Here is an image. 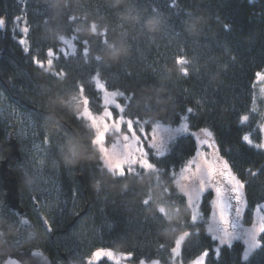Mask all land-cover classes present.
I'll return each mask as SVG.
<instances>
[{
  "label": "trees",
  "instance_id": "1",
  "mask_svg": "<svg viewBox=\"0 0 264 264\" xmlns=\"http://www.w3.org/2000/svg\"><path fill=\"white\" fill-rule=\"evenodd\" d=\"M0 19V91L11 106L33 118L34 138L44 153L42 170L56 190L52 202L35 205L39 196L24 192L13 168L24 210L18 216L4 203L0 183V264L7 259L85 264L96 249L128 254L133 264H188L204 251V264H264V241L245 261L238 240L215 251L205 231L209 193L193 223L175 182L194 155L192 135L175 138L164 156L149 157L158 173L137 169L139 175H113L101 166L93 130L69 101L81 85L85 95L95 94L93 76L99 71L108 90L131 97L124 103L127 118L176 126L185 116L189 132L207 128L219 157L245 185L241 222L248 224L253 209L264 203V149L242 140L247 134L254 144L262 143L264 104L256 97L254 79L264 70V0H0ZM73 35L78 37L75 54L59 55L49 67L48 50H56L60 36ZM112 45L118 54L113 55ZM181 57L188 63L178 64ZM61 70L63 76L53 74ZM99 104L97 99L90 107L100 112ZM244 115L249 120L241 124ZM8 133L0 116V160ZM161 206L170 215L162 214ZM185 232L189 236L174 261L172 246Z\"/></svg>",
  "mask_w": 264,
  "mask_h": 264
},
{
  "label": "snow or ice",
  "instance_id": "2",
  "mask_svg": "<svg viewBox=\"0 0 264 264\" xmlns=\"http://www.w3.org/2000/svg\"><path fill=\"white\" fill-rule=\"evenodd\" d=\"M72 19H75L73 17ZM4 20L0 19V26H3ZM91 30L93 33L97 31V25L92 24ZM25 33L28 32V28L25 27L23 29ZM77 32L80 31L79 28L76 29ZM100 36L105 37L101 42L107 44L106 34L105 32L99 33ZM78 37L73 35L71 39H66L64 36H60L59 40L62 44L67 45L69 48L73 50V54H75L76 45L74 41H76ZM21 44H24L25 41L21 40ZM83 57L87 60L89 55V41L83 40ZM113 55L118 54V49L115 45H112ZM25 51H28L26 48ZM59 53L64 54V48H60ZM49 59L47 60V64L49 67L52 66L54 59H59V56L53 52L50 48L47 53ZM97 61H101L103 58L101 56H96ZM34 63L37 64L38 67L43 68L44 62L41 60H35ZM178 64H187L188 61L184 58L177 59ZM181 71L184 75L188 74L187 68H182ZM54 75L63 76L64 72L61 70L59 73H53ZM258 78L260 74H257ZM93 80L95 81V94H93L92 90H89V93L85 95V88L83 85L79 87V92L81 94V99L77 100L78 107L82 104V112H80L81 118H86L90 121V127L95 130V137L92 140V144L99 148V151L102 154L104 159L105 167H107L108 171L112 172L113 175H119L121 177L126 176V174L131 175H139V171L137 170V165L139 168L151 170L153 172L158 173L159 169L156 167L155 162H150L149 156L151 149L156 148L155 139L156 136L159 135V131L161 129V123L159 121L155 122L154 127L152 129L153 137L151 142L149 141V136L145 131L144 125L148 123V121H139L126 119L124 112L125 107L116 101L117 96L124 97L125 99H131V97H126L123 92L120 91H109L108 87L104 82H102V78L100 72L97 71L95 76H93ZM102 94V95H101ZM74 99H76L74 97ZM97 99H102L103 101V111L102 112H94L91 105H95ZM188 113H193L192 108H188L186 110ZM187 120V117H184ZM249 120L247 115H244L240 118V123L244 124ZM121 125H126V131H121ZM135 125V127H134ZM164 131H172L171 129H164ZM176 132H188L186 127H181L175 130ZM205 136L209 139L212 137V132L207 128H203L200 130ZM262 133H264V127L260 129ZM139 133V135L137 134ZM108 134L120 135L123 140V147L125 151L120 153L110 152L108 148L105 147V140ZM189 135H194L193 133H188ZM197 139H200L197 137ZM243 142L248 144L250 147L264 148V143L254 144L253 140L249 135L245 134L242 137ZM147 142V143H145ZM134 145V147H133ZM211 146V145H209ZM115 148V144L113 145ZM148 149V150H145ZM159 150H157L158 152ZM75 155V152H73ZM113 157H116V160H113ZM126 166V167H125ZM233 166H230L227 160H224L222 157L216 156L215 162L213 164H209L206 169L201 170L197 168L198 175L196 176L193 184V191L196 196L199 197L201 193L205 191V189H214L215 200L213 203L218 208V224L215 229L210 228L209 231H216L219 233L217 236H213L214 240H219L221 244H226L228 247H231V240L233 238H238L241 233H237L236 229L242 230V235L245 239V243L247 244V250L244 253V259L247 260L249 253L254 248H258L261 246V242L264 241V216L260 217V224L257 228L255 224L252 228H244L242 224V209L246 206L245 197L243 194V189L245 187L244 183L241 179L237 178V176L233 173ZM217 177H222L226 180L227 187H223L220 182L216 179ZM157 179H159V175H157ZM167 191V189H165ZM173 195H176L173 193ZM184 195L188 196L189 201H192V196L185 192ZM212 193H209L211 196ZM181 200L183 197H177ZM152 199L151 195L149 198L144 200V204H149V201ZM231 201H235L233 205ZM194 206V205H193ZM159 211L164 215H170L165 211V207L161 206ZM256 213L264 212V206L256 207ZM216 215V214H214ZM229 215L232 216V219H229ZM192 221L195 224L197 221V217L193 215ZM21 224H27L29 226L30 222L28 220H21ZM229 227L233 231H229ZM189 236L188 232H185L179 239L176 240L175 247L172 248V254L174 257L180 256V249L182 245V241L185 237ZM259 237V238H258ZM208 255L207 251L202 252L196 259L193 260V264H204V258ZM101 256H107L112 258L113 253L111 250L100 249L93 253V258L99 259ZM93 258H90L88 264H94ZM143 264V262H141ZM153 264H157V262H153Z\"/></svg>",
  "mask_w": 264,
  "mask_h": 264
},
{
  "label": "rangeland",
  "instance_id": "3",
  "mask_svg": "<svg viewBox=\"0 0 264 264\" xmlns=\"http://www.w3.org/2000/svg\"><path fill=\"white\" fill-rule=\"evenodd\" d=\"M66 39H71L69 37H65ZM59 45L57 46L56 50L53 51L54 53H56L58 56L59 55H63L59 53V49L60 48H64L65 52L68 54H72L73 50L71 48H69L67 45L62 44V42L59 40ZM49 59V57H48ZM47 64V62H46ZM258 74V73H257ZM260 77L258 78V76H255L254 79V86H255V90H256V97L261 100L264 104V70L262 72H259ZM95 86V81L93 80V83ZM111 91V90H109ZM102 95V94H101ZM74 97L76 99H74ZM255 97V98H256ZM81 99V94L80 92L77 93L76 95L72 96L70 98V102L73 104V109H74V113L80 117V112H82V104L81 106L78 107L77 104V100ZM116 101L118 103H120L122 106H125L124 103H126L127 99H125L124 97L121 96H117L116 97ZM101 105V110L100 112L103 111V101L102 99H100V104ZM0 116H1V120L3 121V124L5 125V128L7 130H14L15 131V136H16V140L19 143V148H20V152H21V161L19 163L16 164V166H14L13 168H16L17 173L20 175V182L22 187L26 190L24 192L31 193V194H35L39 196V199L34 200L33 202L36 204L39 203H50L52 202V200H54L55 195H56V190L55 186H54V182L52 180H50L48 177H46L44 175V171L43 169V149H42V144L39 143L38 141L35 140L34 138V120L33 118H31L29 115H27L26 113L21 112L19 109H15L13 106H11L8 103V100H6L4 94L2 92H0ZM126 117V116H125ZM185 116L182 117L181 121H179V124H177L176 126H167L164 124H161V129L159 131V135L156 136L155 139V143H156V148L155 149H151L150 151V156H154V157H162L164 156L169 148V145L171 144L170 142H172L175 138H177L180 135H185L186 133H193L194 135H192V137L195 140V152L194 155L188 160V162H186L184 164V166L178 171L177 175H176V185L177 188L179 189V191L182 193V195L185 197L186 202L189 207L190 210V215H191V219L193 217V215H195L197 217V220L199 218V214H200V203L202 201V198L205 194L207 193H212L211 197H210V215H209V221L208 224H206V233L213 239V236H217L219 235V233H217L216 231H209L210 228L215 229V227L218 224V208L217 206L213 203V201L215 200V195H214V189H205V191L203 193H201L199 195V197L196 196L195 192L193 191V184H194V180L196 178V176L198 175L197 173V168H200L201 170H204L207 168V166L209 164H213L215 162V158L216 156H219L216 150V147L214 146L213 141H211V139H209L207 136H205L200 130L198 132H176V129L183 127L187 128V123L186 120L184 119ZM81 118V117H80ZM263 123L261 125L260 128L264 127V107H263ZM84 119L88 125L90 126V121L86 118H82ZM126 119H130L127 118ZM133 120V119H132ZM134 120H138V119H134ZM141 121V120H139ZM143 122V121H141ZM155 123H147L144 125L145 131L147 132L148 136H149V141L147 142H151L152 141V137H153V132L152 129L154 127ZM135 127V125H134ZM93 130V139L95 137V130L93 128H91ZM164 129H171L172 131H164ZM188 129V128H187ZM121 131L125 132L126 131V125H121ZM139 135V133H137ZM197 137H199L200 139H197ZM92 139V140H93ZM262 143H264V133H262ZM145 142V143H147ZM123 140L122 137L118 134L113 135V134H108L106 136V140H105V147L109 149L110 152H115V153H120L122 151H125L124 147H123ZM115 144V148H113V145ZM211 145V146H209ZM99 154V160L101 163V166L106 169L107 167H105V163H104V159L102 157L101 152L99 151V148L97 146H94ZM134 147V145H133ZM264 149V148H262ZM148 150V149H145ZM157 150H159L157 152ZM149 156V157H150ZM113 160H116V157H113ZM126 167V166H125ZM137 169H142L139 168V165L136 166ZM14 170V169H13ZM147 170V169H144ZM110 172V171H109ZM118 175V174H117ZM220 184L223 187H227V183L226 180L222 177H217L216 178ZM187 192L192 196V201L190 202L188 199L187 195H184V193ZM231 203L234 205L235 201H231ZM194 205V206H193ZM264 206V203L257 205L256 207H261ZM255 207V208H256ZM255 208L253 209V213H252V219L248 224H243L244 228H252L253 225L255 224V226L258 228L259 224H260V217L264 216V212L261 213H256L255 212ZM244 209H242L243 212ZM216 214V215H214ZM229 219H232V216L229 215ZM229 231H233L231 229V227H229ZM237 233H241V235L238 238H233L231 240V243L233 241L238 240L242 246H243V250H242V254H241V259L243 261H245L244 259V253L247 250V244L245 243V239L242 235V230L241 229H236L235 230ZM184 233H181V235H177L174 245L172 246L175 247V243L176 240L179 239ZM259 238V237H258ZM214 240V239H213ZM215 241V251L217 252L219 247L224 246L226 244H221L219 240H214ZM183 242V241H182ZM182 246V245H181ZM257 248L252 249V251L249 253L248 258L252 255L251 253L255 252ZM97 250L100 249H96L94 250L90 256H88L85 259V264H88V261L90 258H93V253L96 252ZM104 250H108V249H104ZM113 256L112 258H109L107 256H101V258L99 259H95L94 260V264L97 263L99 260H107L113 264H133L131 263L130 260V255L128 254H124V253H120V252H115L112 251ZM180 253H181V249H180ZM171 258L172 260L176 261L179 260L180 256L178 257H174L172 254V250H171ZM197 258V257H196ZM195 258V259H196ZM247 258V259H248ZM141 262H143V264H153V262H157V264H162L159 260H151V261H144V260H140L138 263L136 264H141ZM2 264H21L19 263L17 260L15 259H7L6 261H4ZM188 264H193V260L191 262H189Z\"/></svg>",
  "mask_w": 264,
  "mask_h": 264
},
{
  "label": "water",
  "instance_id": "4",
  "mask_svg": "<svg viewBox=\"0 0 264 264\" xmlns=\"http://www.w3.org/2000/svg\"><path fill=\"white\" fill-rule=\"evenodd\" d=\"M6 141L7 149L4 150L3 158L0 160V183L4 193V203L12 213L20 216L24 210L20 202L19 184L13 167L21 161V152L14 130L9 131Z\"/></svg>",
  "mask_w": 264,
  "mask_h": 264
},
{
  "label": "flooded vegetation",
  "instance_id": "5",
  "mask_svg": "<svg viewBox=\"0 0 264 264\" xmlns=\"http://www.w3.org/2000/svg\"><path fill=\"white\" fill-rule=\"evenodd\" d=\"M1 92V91H0ZM16 134V133H15Z\"/></svg>",
  "mask_w": 264,
  "mask_h": 264
}]
</instances>
